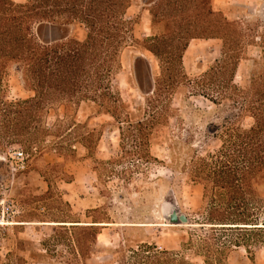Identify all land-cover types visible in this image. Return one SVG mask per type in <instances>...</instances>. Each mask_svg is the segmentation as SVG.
<instances>
[{
	"label": "rangeland",
	"instance_id": "rangeland-1",
	"mask_svg": "<svg viewBox=\"0 0 264 264\" xmlns=\"http://www.w3.org/2000/svg\"><path fill=\"white\" fill-rule=\"evenodd\" d=\"M156 1L130 0L125 12L129 23L120 53L121 67L110 88L115 98L113 115L104 113L91 100L78 104L56 100L44 113L42 125L49 134L42 141L0 143L3 264L16 256L23 257L26 264L77 263L74 232L61 228L62 221L90 224L104 218L113 224L101 226L96 237L99 244L115 247L121 236L133 243L142 240L169 251L179 250L196 264H204L200 257L193 256L197 247L218 243L211 234L228 239V231L214 232L210 225L200 227L202 186L192 178L199 158L220 146L218 136L232 115L225 82L228 20L258 24L261 33L264 0H210L214 14L202 10L200 19L192 12L199 0H177L178 14L183 17L180 24L184 18H191L197 24L194 35L198 36L189 39L183 51L173 47L175 39L168 40L170 48L159 56L145 47L149 42L143 39L154 35L172 38L173 27L166 17L152 21L149 9L155 10ZM214 20L220 25L226 21L223 36L211 31ZM40 31L56 38L66 34L82 40L86 35L83 24L61 19L42 24ZM252 43L235 71L238 85L247 83L256 65L254 59L257 67L264 66L258 36ZM22 85L20 74L7 66L1 75L0 98L12 101L27 97ZM235 122L247 128L252 118L242 116ZM15 150L26 154V168L11 173L2 157ZM262 192L264 195V188ZM172 206L187 216L188 223L168 222ZM190 235L195 247L184 250L180 244ZM130 243L123 246L117 258L104 255L103 248H95L96 255L88 263L133 264L137 258L130 249L137 247H130ZM252 252L256 264H264V246L257 245ZM224 253V264H239L241 257L247 260L243 247Z\"/></svg>",
	"mask_w": 264,
	"mask_h": 264
},
{
	"label": "trees",
	"instance_id": "trees-1",
	"mask_svg": "<svg viewBox=\"0 0 264 264\" xmlns=\"http://www.w3.org/2000/svg\"><path fill=\"white\" fill-rule=\"evenodd\" d=\"M157 1L155 10L149 9L152 21L168 18L173 36L154 35L143 39L149 42L145 47L159 56L170 48L168 40L175 39L173 47L183 51L187 41L198 36L194 35L197 24L189 17L180 24L183 17L178 14L177 0ZM129 5L130 0H0V85L2 73L11 65L14 73L20 74L23 91L29 94L12 101L0 98V143L42 141L49 134V129L42 125L44 113L56 100L72 104L91 100L97 102L104 113L113 115L115 98L110 88L121 67L120 53L129 23L125 12ZM205 9L214 14L210 0H199L192 12L195 11L194 15L200 19ZM58 19L83 24L85 38L79 40L64 34L54 41L45 40L40 27ZM257 25L228 20V79L225 82L228 83V107L232 115L228 126L218 136L220 146L214 153L199 158L192 178L202 186L203 222H199L200 227L210 225L211 231L229 233L227 240L211 234L218 243L203 244L195 249L193 256L200 257L204 264H224L225 250L229 254L239 247L247 253V260L241 257L239 264H256L252 248L264 246V66L257 67L258 61L254 59L256 65L247 83L234 82L238 63L256 36L260 58L264 53V27L259 33ZM210 26L211 31H216L215 35L223 36L227 23L224 21L220 25L214 20ZM133 40L138 42L134 37ZM210 100L215 102V99ZM242 116L252 118L249 127L235 125ZM60 156L65 158L63 154ZM62 222L71 224L63 223L59 225L61 228L74 232L73 253L77 261L74 264H90L88 260L96 255L95 248H103L104 255L117 258L127 242H132L130 247H137L130 249L131 255L137 258L133 264H196L179 250L169 251L142 240L133 243L121 236L115 247L99 244L96 237L103 225L95 223L109 222L104 218L90 224L78 220ZM213 244L217 245L214 249ZM180 247L193 249L192 235ZM7 259L6 264H26L20 256L13 261Z\"/></svg>",
	"mask_w": 264,
	"mask_h": 264
},
{
	"label": "built area",
	"instance_id": "built-area-1",
	"mask_svg": "<svg viewBox=\"0 0 264 264\" xmlns=\"http://www.w3.org/2000/svg\"><path fill=\"white\" fill-rule=\"evenodd\" d=\"M27 156L22 150H15L7 155V157H2L3 161L7 162L9 171L11 173H18L26 168Z\"/></svg>",
	"mask_w": 264,
	"mask_h": 264
},
{
	"label": "water",
	"instance_id": "water-1",
	"mask_svg": "<svg viewBox=\"0 0 264 264\" xmlns=\"http://www.w3.org/2000/svg\"><path fill=\"white\" fill-rule=\"evenodd\" d=\"M44 39L47 41H54L57 39H60L61 37L56 38L52 34L50 36H47L45 33H42ZM167 220L171 224H186L188 223V218L184 213H179L175 206H172V209L167 215Z\"/></svg>",
	"mask_w": 264,
	"mask_h": 264
},
{
	"label": "crops",
	"instance_id": "crops-1",
	"mask_svg": "<svg viewBox=\"0 0 264 264\" xmlns=\"http://www.w3.org/2000/svg\"><path fill=\"white\" fill-rule=\"evenodd\" d=\"M107 224H113V223H107V222H98V223H95V225H107ZM100 235V233L97 235V237ZM103 245L105 246H108L106 245V243H102Z\"/></svg>",
	"mask_w": 264,
	"mask_h": 264
}]
</instances>
